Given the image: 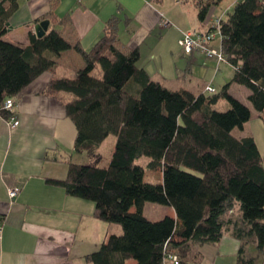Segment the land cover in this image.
<instances>
[{"label": "trees", "instance_id": "1", "mask_svg": "<svg viewBox=\"0 0 264 264\" xmlns=\"http://www.w3.org/2000/svg\"><path fill=\"white\" fill-rule=\"evenodd\" d=\"M222 1L196 0L199 20ZM18 3L0 0V115L8 119L12 113L4 108L7 98L15 99L42 73H52L45 93L63 100L77 131L74 150L87 161L68 157L67 177L47 182L93 201L98 219L123 229L108 235L86 259L164 264L168 249L180 264H192L193 245L216 244L231 231L241 241L237 264H259L247 246L248 238L254 239L256 252L264 255V158L252 135L234 134L250 120L251 109L229 88L246 86L255 110L264 111V0H236L220 20L221 47L234 75L219 92L200 94L171 90L152 79L139 66V50L120 43L116 15L90 50L55 28L42 37L30 30L26 46L4 40ZM72 49L85 66L74 76H58L56 59ZM221 100L227 109L216 108ZM110 135L116 142L105 155L100 147ZM144 156L151 158V171H161L160 182L144 179L139 162ZM147 202L172 207L176 216L149 219Z\"/></svg>", "mask_w": 264, "mask_h": 264}, {"label": "crops", "instance_id": "2", "mask_svg": "<svg viewBox=\"0 0 264 264\" xmlns=\"http://www.w3.org/2000/svg\"><path fill=\"white\" fill-rule=\"evenodd\" d=\"M219 5L212 6L201 22L196 0H19L3 39L29 45V31L35 32V24L48 19L47 31L55 28L77 37L90 50L102 37L106 22L116 15L120 43L139 50V66L152 79L171 90L200 94L212 85L219 92L232 79L234 67L199 51L186 54L178 43L184 32L214 29L215 21L234 6L228 5L225 14H219ZM221 41L216 36L211 45L218 48ZM56 61L58 76H74L85 66L73 49L62 52ZM51 78V72L42 73L15 98L18 126L11 127L0 115V264H92L86 256L122 229L98 219L93 201L47 182L67 177L65 159L79 162L82 157L74 150L77 131L63 100L45 93ZM229 92L251 109L250 120L234 134L239 138L252 135L264 158V111L255 110L246 86L232 83ZM225 101L217 104L226 108ZM11 187L20 188L14 199L8 194ZM240 244L226 231L216 244L193 245L189 260L192 264H237Z\"/></svg>", "mask_w": 264, "mask_h": 264}, {"label": "built area", "instance_id": "3", "mask_svg": "<svg viewBox=\"0 0 264 264\" xmlns=\"http://www.w3.org/2000/svg\"><path fill=\"white\" fill-rule=\"evenodd\" d=\"M220 18H218L214 23V29L208 31L201 30H191L184 32L182 37L179 39V45L186 54H192L195 51L202 52L207 58L214 59L216 62H221L225 60V55L222 47H214L211 45L212 41L219 36L220 33ZM165 25H168L166 21ZM205 90L210 93L216 92V89L212 85H207ZM16 104L15 99L7 98L4 102V108L12 111L10 117L8 118V123L11 127H16L19 124V120L13 112V108ZM20 192L19 187H11L8 189V194L10 198L14 199ZM2 224V217L0 216V227ZM164 264H180V258L173 251L166 249V258Z\"/></svg>", "mask_w": 264, "mask_h": 264}, {"label": "rangeland", "instance_id": "4", "mask_svg": "<svg viewBox=\"0 0 264 264\" xmlns=\"http://www.w3.org/2000/svg\"><path fill=\"white\" fill-rule=\"evenodd\" d=\"M236 0H224L219 6V14H225V11L228 7V5L232 4L234 5ZM231 5V6H232ZM233 6L230 8V11H232ZM227 16V14H225ZM225 16V17H226ZM99 69H97L94 74L95 75H99ZM226 102V101H225ZM228 107V106H227ZM227 107L225 108L222 107L221 105H216V108L219 110H225L227 109ZM234 133L237 135L239 133V128L234 129ZM116 140V136L115 135H110L103 143L102 149L101 151L105 154H107V152L109 151V146L111 145V143L115 142ZM82 156V155H81ZM82 157L84 159H82ZM82 157H78L79 162H86V157L83 155ZM84 160V161H83ZM151 160L150 157L148 156H144L140 159V163L144 166L145 168V175H144V179L147 182H152V183H156V182H160L161 178H162V174L161 171H151L148 167V163ZM146 217H148L149 219L152 220H158L161 219L162 217H164L165 215H172V216H176L175 211L172 207L160 204V203H155V202H147L145 205V211H144ZM233 216L237 217L239 215V209L236 208L235 209V213L232 214ZM116 224V223H115ZM117 226H120L122 228V226L120 224H116ZM123 232V229H121L120 234ZM256 244L254 239L252 238H248V246H247V250H248V255L250 256H257V261L259 264H264V255H258V253L256 252ZM127 264H137L135 260L131 259L127 262Z\"/></svg>", "mask_w": 264, "mask_h": 264}, {"label": "water", "instance_id": "5", "mask_svg": "<svg viewBox=\"0 0 264 264\" xmlns=\"http://www.w3.org/2000/svg\"><path fill=\"white\" fill-rule=\"evenodd\" d=\"M8 25H9V23H8ZM48 25H49L48 19L41 20L40 22L35 24V33H36L37 37H42L45 35V33L48 29Z\"/></svg>", "mask_w": 264, "mask_h": 264}]
</instances>
